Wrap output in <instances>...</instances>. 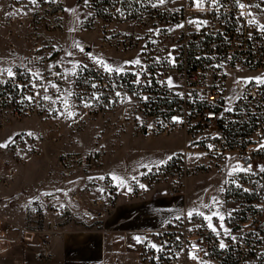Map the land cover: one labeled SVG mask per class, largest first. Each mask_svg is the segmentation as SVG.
<instances>
[{
  "label": "built area",
  "instance_id": "2783aa9c",
  "mask_svg": "<svg viewBox=\"0 0 264 264\" xmlns=\"http://www.w3.org/2000/svg\"><path fill=\"white\" fill-rule=\"evenodd\" d=\"M239 2L245 5L243 9L235 0H218L216 6L207 0H201L202 6L185 0L180 16L183 27L179 32V60L172 66L138 70L135 73L141 74L139 84L135 83L136 75L116 80L101 68L94 72L96 86L105 92L121 87L123 96L128 92L127 84L133 88V108H127L128 101L122 99L123 125L134 123L152 135L183 131L181 160L184 166H187L188 153L212 154L237 149L245 154L246 169L257 167V155L232 139L230 126L243 119L242 101L264 107V88L253 82L245 84V79L240 78L239 83L236 81L235 94L228 95L226 72L230 66L262 68L264 31L257 26L261 24L253 8L264 4V0ZM194 10L203 15L194 14ZM64 11L63 0H36L35 4L31 0H0V39L14 38L29 43L25 60L8 64L13 77L8 76L4 71L7 68L0 63V130L28 117L51 119L61 110L63 65L57 60L60 47L56 33ZM253 18L257 23H248ZM13 44L12 40L11 50H14ZM172 71L179 75L175 77ZM169 77L174 87L167 85ZM45 96L50 99H44ZM87 105L89 111L105 109L103 103ZM229 108L232 111H226ZM257 117L250 134L253 139L264 141V114ZM45 139L44 133L20 128L13 131L8 141L0 142L7 145L0 147V184L14 182L17 166L32 155L42 154ZM102 165L98 152L63 149L49 169V176L56 184L33 201L27 220L17 223L7 213L0 212V223L5 229L16 231L19 239L37 238L43 260L54 258L52 242L59 234L66 233L69 226L96 228L107 234L104 222L115 192ZM253 180L254 177H249L246 181L248 189L254 188ZM251 204L252 207L240 210L241 219L225 234L200 230L188 216L180 222L149 230L147 236L136 243L137 263L264 264L263 208L258 200ZM221 241L225 244L223 249ZM152 244L157 248H152ZM189 253L195 254L197 259L190 258Z\"/></svg>",
  "mask_w": 264,
  "mask_h": 264
},
{
  "label": "rangeland",
  "instance_id": "374dc122",
  "mask_svg": "<svg viewBox=\"0 0 264 264\" xmlns=\"http://www.w3.org/2000/svg\"><path fill=\"white\" fill-rule=\"evenodd\" d=\"M63 4V21L56 33L60 47L57 60L63 65V104L51 119L28 117L0 130L1 137L5 130L20 129L32 122L33 127L29 130L41 135L44 133L46 137L44 152L39 156L32 155L25 163L18 165L14 182L0 184L1 210L13 221L24 223L33 201L56 184L49 176V169L59 152L75 149L98 152L102 156V170L115 192L104 222V228L109 221L111 224L118 222L115 226L122 225V261L113 260V264H138L135 234H147L149 228L180 222L190 211L203 212L205 215L218 211L224 220L221 227L218 216L213 215L210 222L216 228L215 232L207 226L209 221L200 215L191 217L193 224L200 230L213 233L230 232V227L242 217L240 210L250 208L251 201L243 195L246 184L244 178L262 172L260 169L264 166V156L257 151L264 141L261 138L253 139L251 134L247 136L251 139L247 147L253 155H257V167L250 170L235 169L237 164L246 169L243 163L245 154L237 149L212 154L188 153L187 166H184L181 160L184 145L182 130L148 137L143 135L139 125H123L122 99L128 101L127 108H133V88L127 84L125 90L128 92L123 96L121 87L105 92L96 86L94 78L97 68L104 70L96 59L113 67L124 68L123 74L107 72L116 80L122 79V76L131 78L138 70L175 65L179 60L180 27L177 25H181L180 16L185 0H166L163 4L159 0H138L135 8L128 7L127 3L125 6L123 3H114L112 6L106 5V16L99 15L94 0H88L87 3L85 0H63ZM193 12L203 15L195 10ZM253 12L260 24L264 25V4L256 5ZM157 29L159 34L155 32ZM128 39L130 42H127ZM12 40L14 50H11ZM28 47V42L1 38L0 63L9 69L10 64L23 62L29 54ZM68 53L72 55L68 56ZM169 53L175 58V64L169 62ZM136 58L140 59L143 68L125 65L126 61ZM85 67L89 70L79 80L80 72ZM172 73L175 77L179 75L177 71ZM254 77H264V64L261 69H236L230 66L226 72L228 95L235 94L238 79ZM89 102L97 105L103 103L105 109L89 111L85 106ZM240 106L243 108V119L249 120L251 113L264 114V109L258 108L256 104L249 105L242 101ZM68 112L74 115L70 118ZM233 119L236 120V117ZM169 153H172L169 156L171 159L176 157L171 164L168 163L171 160L169 157L163 160ZM229 171H232L231 176L228 175ZM113 176L117 179H113ZM257 190L260 196L253 200H258L264 214V193L259 188ZM213 197L218 204H213ZM154 222L159 225H152ZM145 224L149 225L140 227ZM73 229L97 231L96 228L68 227V231ZM119 231L114 228L108 233L114 236Z\"/></svg>",
  "mask_w": 264,
  "mask_h": 264
},
{
  "label": "crops",
  "instance_id": "0c3cea01",
  "mask_svg": "<svg viewBox=\"0 0 264 264\" xmlns=\"http://www.w3.org/2000/svg\"><path fill=\"white\" fill-rule=\"evenodd\" d=\"M32 127V122H30L26 123L23 128L31 129ZM17 129L19 128L9 131L5 130L4 135L0 137V142L2 140L4 142L8 141L12 132ZM143 135L154 136L146 132H143ZM171 154L169 153L163 160L167 159ZM1 211L5 212L4 210ZM117 223L111 224L109 221L107 225L105 224L106 230L114 228L120 230L114 236H111L110 232L105 234L102 231L82 229H73L65 234H59L53 242L54 258L51 260L40 258L37 238L19 239L16 231L5 229L3 224L0 223V264H113V260L121 262L122 225L115 226ZM147 225H141L140 227ZM152 225L158 226L159 223L154 222ZM154 229L159 228H149L147 230ZM147 234L137 233L134 238L141 237L143 240Z\"/></svg>",
  "mask_w": 264,
  "mask_h": 264
},
{
  "label": "snow or ice",
  "instance_id": "6c2138e0",
  "mask_svg": "<svg viewBox=\"0 0 264 264\" xmlns=\"http://www.w3.org/2000/svg\"><path fill=\"white\" fill-rule=\"evenodd\" d=\"M87 2H88V0H85V3H87ZM165 2H166V0H159V3H160V4H163V3H165ZM193 2H194L197 6H202V4H201V0H193ZM207 2H208L209 4H211L212 6H216V5L218 4V0H207ZM235 2L237 3V5H238V7H239L240 9H243V8L245 7V5H244V4H241V3L239 2V0H235ZM31 3L35 4V3H36V0H31ZM153 6H156V5H153ZM248 7H252V6H251V5H248ZM258 7H259V6H258ZM69 11H71V10H69ZM241 15L243 16L244 13L241 12ZM248 15L251 16V13H248ZM190 23H198V24H199V23H204V22H194V21H190ZM248 23H250V24H256L257 22H256L255 19L253 18L252 20L248 21ZM257 26L259 27V29H260L261 31H264V25H257ZM177 27H183V25H177ZM150 31H153V30H150ZM155 32H156L157 34H159V30H158V29L155 30ZM80 50L83 51L82 48H81ZM67 55H68V56H71L72 54H71V53H68ZM169 57H170L169 62L172 63V64H175V58L172 57L171 53H169ZM96 62H97L98 64H100V65L104 68V70H105L106 72H108V73L123 74V72H124V68H122V67H113V66L109 65L108 63H106L105 61H103V60H101V59H96ZM125 65H135V66H140L141 68H143V66L141 65V61H140L139 58H136V59H134V60H132V61H126V62H125ZM76 67H79V65H76ZM4 71L7 72L8 76H9L10 78L14 76L13 72L11 71V69H7V70H4ZM73 74L75 75V73H73ZM135 75H136V77H137L135 83L139 84V82H140V75H141V74H140V73H135ZM253 81H254L257 85H264V77L246 78L243 82H244L245 84H248V83H252ZM237 82L239 83L240 81H237ZM166 83H167V85H168L169 87H174V86H175V85H173V81H172V78H171V77L168 78V80L166 81ZM52 86L55 87L56 85H52ZM92 87H96V86H95V85H92ZM117 95H120V94L117 93ZM28 99L30 100L31 97H28ZM44 99H50V98L47 97V96H45ZM143 99L147 100V97H144ZM65 104H67L66 101H65ZM85 106L87 107V106H89V105L85 104ZM226 111H232V109L229 108V109H226ZM68 115H69V117L71 118V117L74 115V113H72V112H68ZM173 119H174L175 121H177V122H180V121H179V118L174 117ZM29 135H31V133H29ZM6 146H7L6 144H5V145H0V147H6ZM211 147H212V146L210 145L209 148H211ZM259 149H264V143H261V144L259 145ZM169 159H171V157H169ZM161 163H163V162H161ZM250 167H251V166H248V169H244L241 165L237 164V165L235 166V169H239V170H244V171H246V170H249ZM260 170H261L262 172H264V166H261V169H260ZM228 175L231 176V175H232V171H229ZM101 179H103V177H101ZM113 179H117V178H116L115 176H113ZM141 187H143V185H141ZM245 191H247V190L245 189ZM218 203H219V202L216 200V198L213 197V204H218ZM205 207H209V208H211L212 205H206ZM194 214H196V215H200V216H202L205 220L209 221V223H208L207 226H208L210 229H212V231H214V232L216 231V228H215V227L212 225V223L210 222V221L212 220L213 215L218 216L219 220L221 221V227H223V223H222V222H223V220H224V217H223L222 215H219L218 211H217V212H213V213L210 214V215H205L203 212H195V213H194V212L190 211L187 215H188L189 218H191ZM134 239H136L137 242H141V240H142L141 237H135ZM232 239L235 240V237H232ZM150 246H151L152 248H157V246L154 245V244H152V245H150ZM220 248H221V249L225 248V244H224L222 241H221V243H220ZM157 250H159V249H157ZM189 256H190V258H192V259H197V257H196L195 254H193V253H189Z\"/></svg>",
  "mask_w": 264,
  "mask_h": 264
},
{
  "label": "trees",
  "instance_id": "16d2710c",
  "mask_svg": "<svg viewBox=\"0 0 264 264\" xmlns=\"http://www.w3.org/2000/svg\"><path fill=\"white\" fill-rule=\"evenodd\" d=\"M137 1L138 0H94V6L96 10L98 11L99 15L106 16L107 13L104 11L106 9V5L112 6L114 3H120L122 5L123 3L125 6L127 3L128 7L135 8L137 6ZM88 70L89 68L87 67L83 68V70L80 72L79 80L82 79V77L84 76V73L87 72ZM263 88H264V85H263ZM258 108L264 109V107H261V106H258ZM248 113H251V112H248ZM257 116L258 115L256 113H251L249 120L240 119L236 122H232L230 126V132L232 135V139L240 143L243 147H246L247 144L251 142V139L247 138V136L254 130V127L256 126V121L258 118ZM257 153L264 156V149H259ZM175 158L176 157H173L168 163L171 164V162H174ZM249 177H254V180H253L254 188L248 189L245 186V189L247 191L244 190L243 195L246 196V199H248V201H252L253 199H256L260 196L259 194L260 192L259 193L256 192L258 191L257 190L258 188L260 189V191L264 193V172H262V175H260L259 173H254L253 175ZM249 177L248 178L245 177L244 181H247ZM252 206L253 205L251 204L249 207H252Z\"/></svg>",
  "mask_w": 264,
  "mask_h": 264
}]
</instances>
